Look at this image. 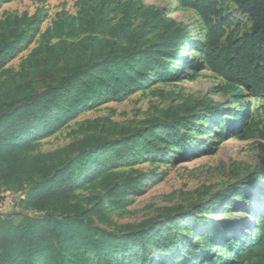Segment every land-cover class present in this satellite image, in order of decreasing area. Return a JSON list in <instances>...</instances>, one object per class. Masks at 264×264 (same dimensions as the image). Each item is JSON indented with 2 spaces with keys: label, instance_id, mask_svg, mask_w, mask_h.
<instances>
[{
  "label": "rangeland",
  "instance_id": "rangeland-1",
  "mask_svg": "<svg viewBox=\"0 0 264 264\" xmlns=\"http://www.w3.org/2000/svg\"><path fill=\"white\" fill-rule=\"evenodd\" d=\"M220 1L233 22L231 29L237 28L239 35L249 31V16L232 0ZM126 5H134L141 12L161 10L165 17L187 26L186 45L179 50L173 69L164 77L155 69L134 89L117 97L60 115L53 112V122L46 120L39 125L43 128L52 122L49 128L30 132L36 138L32 148L17 150L28 156L51 153V157L40 162L49 172L56 165L76 159L80 152L67 150L60 156L56 153L85 138L110 141L106 153L128 138L143 135L153 124L163 123L165 118L160 113L166 109L175 110L180 104L193 106L208 99L222 103L221 112L205 122L197 120L188 133L182 128L178 137L159 139L153 151L142 150L137 139L121 156L108 159L104 170L95 171L92 176L79 174L70 200L87 209L85 217L90 225L114 235H123L129 226L145 220L164 221L170 229L178 213H185L189 221L191 214L196 215L190 221L195 224L190 225L191 231L187 227L189 221L176 226H184L181 237L187 239L171 253H157L151 244L140 247L137 256L115 252L110 260L125 258L130 260L128 264H231L229 251L237 247V243H232L233 232L240 229L247 237H253L251 223L258 225V221L252 216L264 203V137L238 138L241 129L252 120L264 132V97L255 90L227 82L207 66V30L193 9L180 6L176 0H0V112L14 103L19 106L18 100L25 95L37 96L61 82L63 74L53 80H43L38 75L46 54L34 55V50L41 46L57 50L65 40L88 37L91 32L80 29L72 36L70 26L78 25L82 16L94 11L118 23ZM144 20L143 16L134 18L138 30ZM20 85L24 91L18 89ZM257 168L261 175L253 178ZM126 177L133 178L135 184L122 197L113 192L111 184L123 185ZM41 178L42 173L22 181L16 176H0V216H8L18 224L26 216L44 217L47 211L27 204L34 181ZM228 188L232 192L218 209L202 210L201 206L213 195L224 194ZM98 205L105 218L95 210ZM50 212L60 214L53 207ZM205 236L213 239L208 251L202 250ZM88 252L95 256L94 251ZM145 252L152 254L148 261L139 257Z\"/></svg>",
  "mask_w": 264,
  "mask_h": 264
},
{
  "label": "trees",
  "instance_id": "trees-1",
  "mask_svg": "<svg viewBox=\"0 0 264 264\" xmlns=\"http://www.w3.org/2000/svg\"><path fill=\"white\" fill-rule=\"evenodd\" d=\"M176 1L196 11L203 20L207 30L204 44L207 66L227 82L255 90L264 97V0H232L251 21L250 30L242 35L237 33V28L231 29L233 22L220 0ZM142 16L145 20L138 30L134 18ZM77 29L90 31L91 35L78 41L65 40L57 50L52 46L34 50V55L46 54L38 75L43 80H53L63 74L61 82L37 96L25 95L18 100L19 106L14 103L0 112V176H16L22 181L42 173L40 180H33L34 190L28 195L27 204L48 212L39 219L26 216L19 224L8 216H0V264H128L129 259L110 260V257L115 252L137 256L140 247L151 244L157 253L169 254L187 239L181 237L182 221L188 217L183 212L172 220L170 229L164 221L145 220L129 226L123 235H114L90 225L85 217L87 209L81 204H72L70 195L79 174L92 176L95 171L104 170L105 162L121 156L134 145V140L138 139L142 150L153 151L159 139L169 135L178 137L182 128L188 133L197 120L205 122L221 112L222 103L208 99L199 100L193 106L180 104L175 110L166 109L160 113L165 118L163 123L153 124L143 135L128 138L106 153L110 141L85 138L56 153L60 156L67 150L80 152L76 159L56 165L49 172L40 162L51 157V153L28 156L18 152L19 148H32L36 138L30 132L49 128L55 117L53 112L60 115L117 97L134 89L155 69L161 77L167 76L189 35L185 24L165 17L161 10L141 12L134 5L124 7L118 23H112L100 11L88 13L80 18L78 25L71 24L72 36ZM1 45L0 41V48ZM18 89L21 91L23 87L20 85ZM46 120L52 122L40 128ZM263 137V130L254 120L238 133L240 140ZM260 173L257 168L252 177H260ZM133 184L135 180L126 177L123 185L118 182L111 185L113 192L125 197ZM230 192L232 189L228 188L224 194L213 195L201 206L202 210L218 209ZM52 207L60 214L50 212ZM96 209L104 213L101 205ZM255 214L252 218L257 219L258 225L251 223L253 237H247L240 229L233 232L232 243H237V247L229 251L231 264H264V203L257 207ZM194 217L191 214L190 221ZM190 221L188 229L195 225ZM180 222V227H176ZM212 241L210 236H205L202 250L208 251ZM151 256L145 252L139 257L148 261Z\"/></svg>",
  "mask_w": 264,
  "mask_h": 264
}]
</instances>
